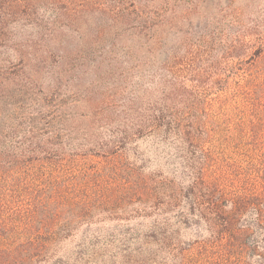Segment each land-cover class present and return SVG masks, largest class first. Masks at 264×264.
Segmentation results:
<instances>
[{"label": "trees", "instance_id": "obj_1", "mask_svg": "<svg viewBox=\"0 0 264 264\" xmlns=\"http://www.w3.org/2000/svg\"><path fill=\"white\" fill-rule=\"evenodd\" d=\"M235 2L0 0V264H264V5ZM87 19L118 57L53 40Z\"/></svg>", "mask_w": 264, "mask_h": 264}, {"label": "rangeland", "instance_id": "obj_2", "mask_svg": "<svg viewBox=\"0 0 264 264\" xmlns=\"http://www.w3.org/2000/svg\"><path fill=\"white\" fill-rule=\"evenodd\" d=\"M149 2L150 0H146ZM263 0H236L235 4L239 7H248L249 10L254 11L255 9H259L258 7H262ZM212 3H208L207 7L205 9L202 8L200 12L205 13L212 11L213 9ZM200 13L199 15H202ZM250 13V12H248ZM51 15V14H50ZM95 16H99L97 14H94ZM251 18H253V14H249ZM52 17V16H51ZM46 19H42L40 23L41 26L51 27L48 25L49 23L46 22ZM101 26H95L91 20L87 19L86 21H81V23H77L78 31H61L58 30L53 35L54 41H71V44L74 42H79L80 40H83L84 42H89L90 38L93 41H98V46L96 48L95 54L102 53L104 57L107 56H114L118 57L121 52L124 51V45L126 44V41H128V37H125L120 29H115L112 26H109L108 22L102 21ZM40 26V28H41ZM109 26V27H108ZM74 25H72V28ZM45 28V27H44ZM126 40V41H125ZM82 42V41H81ZM119 71V70H118ZM110 76V75H109ZM150 141H140L141 147H149Z\"/></svg>", "mask_w": 264, "mask_h": 264}]
</instances>
